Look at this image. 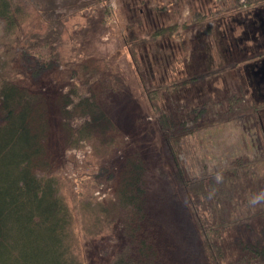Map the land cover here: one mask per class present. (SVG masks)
<instances>
[{"label":"rangeland","instance_id":"rangeland-1","mask_svg":"<svg viewBox=\"0 0 264 264\" xmlns=\"http://www.w3.org/2000/svg\"><path fill=\"white\" fill-rule=\"evenodd\" d=\"M53 2L57 6L53 14L65 22L59 51L70 84L63 92L76 85L86 97L87 87L98 78L81 71L73 75L76 56L114 57L113 91L110 94L109 89V97L102 101L111 119L109 131L132 146L129 153H138L144 162L147 212L156 225L151 231L158 230L153 236L166 253L165 261L209 264L200 244L206 229L209 236L223 237L220 254L212 247L218 264H264V252L259 256L247 245L264 229V104L254 103L245 78L246 62L257 51L264 53L248 25L264 0ZM38 9L31 2L22 6L18 26L9 36L0 19V55L7 42L19 44L24 35L45 31L54 16ZM128 36L133 40L129 45ZM130 47L137 63L133 66ZM147 49L155 53L149 73L144 63ZM101 64L107 66L102 60ZM193 77L169 100L171 113L179 110V117L186 115L184 130L178 132V124L169 131L162 129L147 91ZM61 79L62 72L54 71L41 85L50 94ZM115 105L119 108L113 111ZM87 119L74 118L70 123L78 127ZM170 136L176 161L167 149ZM52 137L59 192L71 211V247L81 264H109L113 251L103 247L107 240L87 231L101 227L94 219L95 203L114 199L122 155L116 151L100 157L106 149L96 140L67 149L58 132ZM183 179L195 181L204 191L187 193ZM218 181L224 186H212Z\"/></svg>","mask_w":264,"mask_h":264},{"label":"trees","instance_id":"trees-1","mask_svg":"<svg viewBox=\"0 0 264 264\" xmlns=\"http://www.w3.org/2000/svg\"><path fill=\"white\" fill-rule=\"evenodd\" d=\"M40 1L0 0V19L5 23L7 36L15 32L20 8L27 2L40 7V13L54 16L43 33L26 34L19 44L7 42L8 47L0 55V264H81L71 247V211L59 192L55 175L53 132H58L67 149L77 148L81 141L96 140L106 149V155L100 157L106 158L116 151L122 155L114 199L95 203L92 211L101 227L94 232L87 231L92 237L107 240L103 247L107 246L110 253L113 251L109 264H170L163 257L166 253L160 249L159 242L155 243L153 235L158 230L151 231L156 225L147 212L144 162L138 153H129L132 146H126L119 136L109 131L113 129L111 119L102 101L113 91L110 75L115 74L110 72V66L114 57L98 56L107 65L102 68L97 56H76L78 69L72 68L71 73L77 76L80 71L88 72L89 76L98 78L87 87L86 97L76 85L63 92L70 84L64 55L59 51L65 22L53 14L57 8L53 0H45L44 4ZM125 41L129 45L133 40L128 36ZM146 42L148 46L150 40ZM129 50L133 66L137 64L135 53L133 47ZM149 50L147 61L144 59L148 73L152 58L155 59L154 51ZM54 71L62 72V79L56 83L54 92L48 94L41 82ZM192 79L195 77L182 83H161L147 91V101L159 115L162 129L169 131L178 124V132L184 130L187 117H179V110L171 113L169 100ZM118 108L115 105L113 111ZM85 117L88 119L78 127L70 123L74 118ZM170 140L171 136L166 140L167 149L174 156L176 148ZM174 159L177 160L175 156ZM174 176L177 179L176 173ZM194 182L183 179L181 185L187 193L204 191L202 185L195 186ZM213 185L224 186L223 181ZM204 233L205 239L200 244L207 251V263L218 264L212 247L219 253L217 249L222 248L223 237L209 236L206 229ZM251 241L247 245L261 256L264 229Z\"/></svg>","mask_w":264,"mask_h":264},{"label":"flooded vegetation","instance_id":"flooded-vegetation-1","mask_svg":"<svg viewBox=\"0 0 264 264\" xmlns=\"http://www.w3.org/2000/svg\"><path fill=\"white\" fill-rule=\"evenodd\" d=\"M253 18L249 21L253 40L259 43L261 50L264 49V7L254 11ZM264 53L257 51L251 59L246 62L245 78L248 81V90L251 97L254 96V103L264 104ZM246 84V83H245ZM247 93V92H246Z\"/></svg>","mask_w":264,"mask_h":264},{"label":"water","instance_id":"water-1","mask_svg":"<svg viewBox=\"0 0 264 264\" xmlns=\"http://www.w3.org/2000/svg\"><path fill=\"white\" fill-rule=\"evenodd\" d=\"M263 64H264V62H263Z\"/></svg>","mask_w":264,"mask_h":264}]
</instances>
